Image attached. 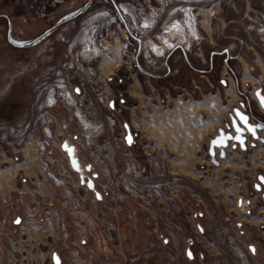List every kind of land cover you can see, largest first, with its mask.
I'll use <instances>...</instances> for the list:
<instances>
[{"label": "rangeland", "instance_id": "obj_1", "mask_svg": "<svg viewBox=\"0 0 264 264\" xmlns=\"http://www.w3.org/2000/svg\"><path fill=\"white\" fill-rule=\"evenodd\" d=\"M174 20L178 21L179 25L171 28ZM92 24H97L100 35L107 39L118 37L119 40L116 47L110 48L93 63L98 67L101 78H111L108 95L113 102L119 124L126 121L134 127L139 126L136 118L138 97L133 93L130 97L128 95L132 90L138 92L139 85L144 91L154 92V89L151 90L153 85L149 83L151 79L147 78L156 77L165 71V63L170 52L175 49L182 50L180 52L185 61L187 58L193 61L194 68L190 66L195 76L205 75L215 87L219 88L228 76L240 80L244 70L250 78L248 87L241 84V89L253 98L255 89L261 88L264 92V33L258 34L255 31V28L264 27V0H0V209L13 195L17 165L20 184L21 181L22 184L27 182L28 187L34 188L39 184L35 186L33 183L39 182L60 193L45 178L42 168L43 153L37 148V133L30 131L32 138L27 140L28 132L21 136L22 131H19L15 124L24 118L26 121H34L47 86L40 83L56 72H59L70 86L86 92L90 90L80 71L75 68L64 69L62 63L69 58L71 43L74 45L72 52L79 50L77 38L81 29ZM126 41L129 44L123 49L121 46ZM173 43L179 46L170 49L169 46ZM112 54L115 58L113 62L109 59ZM33 55L38 57L36 60L39 66L29 65L28 61ZM42 61L43 63H40ZM20 84V90H16L15 87ZM92 109L94 112L99 111L98 108ZM129 109L133 111V121L129 117ZM62 110L64 109L60 106L53 113L56 117L62 114L64 119L65 116H68L67 119L73 118L70 113L65 115ZM104 114L101 110V113L95 115H84L83 126L92 132V119L97 116L103 120ZM195 119L196 122L204 121L201 111H196ZM117 132L118 129L114 134ZM165 134L173 136L176 132L170 129ZM205 134L201 130L195 132L194 147H188L187 143L182 144L180 140L167 139L168 146L164 148L167 159L158 164L159 168H152L146 180L148 184L161 180L169 181L171 173H176L180 178L175 184L166 185L163 197L166 209L162 213L158 212L155 220L150 219L152 224L156 221L160 227L161 219L169 215L176 218L177 226L182 231L180 240L185 234L183 225L192 223L191 211L182 208V204H187L185 200L198 204L203 215H211L209 208L215 203L207 194V190L198 184V179L191 178L193 172H202L210 166L206 162L209 154ZM95 143L98 147L92 146L87 155L94 166L101 170V188H106V191L116 188L111 203H115L113 208L116 205L120 207L117 206L113 213L114 217H117L128 198L131 205L135 204L123 184H115V181L121 180L119 173L123 164L118 155L122 153V147L118 141H108L107 135L98 136L94 139L93 144ZM129 152L134 154L132 147ZM215 159L214 161H217V156ZM211 166L218 168V163L212 161ZM32 172L33 175H29ZM176 189L179 194L177 196L173 195ZM181 194H184L185 199L180 197ZM75 199L73 197V200ZM21 204L19 200V205ZM125 213L129 218L130 213L127 210ZM84 214L85 219L79 221L81 226L74 222L76 231L83 229L86 222L88 226L91 223L88 211L85 210ZM75 217L74 221H78ZM147 218L149 220L148 216ZM113 220L109 216L108 221L114 222ZM114 226L118 235L125 233L127 236L126 239L120 238L121 240L128 238L134 247L139 249L135 229L120 231L116 224ZM89 228L85 231L88 237H105L104 227L98 230ZM107 229L110 233L114 231L112 228ZM147 230L150 238L146 246L141 248L148 251L149 247H155L158 250L160 242L150 235L149 227ZM80 237L81 235L74 241H68L67 253L61 264H72L71 245H79ZM180 240L178 239V244ZM184 244L183 241V247ZM103 245L105 243H102ZM182 245H178L176 249L183 251ZM218 245L219 251L228 255L229 259L225 264H233L228 249L223 244ZM177 250L170 249V252ZM94 251L96 253V250ZM83 253L84 264L95 263V254L87 253L84 249ZM156 257L160 258L157 254ZM176 257L178 258L175 256L174 259L178 263L180 259Z\"/></svg>", "mask_w": 264, "mask_h": 264}, {"label": "crops", "instance_id": "obj_2", "mask_svg": "<svg viewBox=\"0 0 264 264\" xmlns=\"http://www.w3.org/2000/svg\"><path fill=\"white\" fill-rule=\"evenodd\" d=\"M180 51L182 50L175 49L170 52L162 74L146 77L151 79L149 83L153 85L151 90L154 89V92L144 91L139 85L138 92L132 90L128 95L130 97L133 93L138 97L136 118L139 134L133 140L132 149L139 163L145 165L147 157L157 163L167 159L164 148L168 146L166 140L170 138L180 140L182 144L187 143L188 147H194L195 132L199 130L206 133L208 151L210 140L218 134L219 129L225 128L234 108L247 113L253 124L262 125V128L257 130V140L245 134V150L238 145L233 147L232 143L226 148H218L214 157L209 156L206 161L210 166L202 172L196 174L193 172L191 175L194 180L198 179V184L207 190V194L215 203L209 208L212 214L206 215V223L205 215L202 214L198 204L188 200H185L187 204H182V208L190 210L192 216V223H188L189 226L183 225L184 247L182 240L178 244V247L182 245L183 251L179 249L172 251L169 256L160 254L159 259L157 257L146 259L138 252V257L133 259L131 252L136 248L128 238L120 239L114 225L116 224L120 231L135 229L136 242L141 251L150 238L147 219L130 204L129 198L121 206L123 209L119 210L120 214L114 217L113 213L119 205L113 208L115 203H111L110 193L108 192L107 198L99 203L97 196H93L84 188L77 187L76 178L70 173L71 181L75 184V192L86 199L84 208L90 214L91 222L89 226L86 222L83 229L76 231L74 216L77 218L78 213L70 207L73 198L63 200L57 191L39 182L33 183L35 186L39 184L34 188L28 187L27 182L22 184L21 181L20 184L17 165L13 195L0 209V264H47V262L54 264L53 254L57 253L61 259L65 257L68 241H74L77 236L86 234L85 231L89 227L91 228L89 230L103 229V227L114 229L111 233V243L114 247L107 248L106 251L102 249V245L96 247L93 245L94 240L106 244L104 237L99 236L95 239L87 237L88 244L84 246V250L95 254L94 264H225L229 259L228 255L219 251L218 244H220V229L224 225L223 217L227 214H234L242 221L246 231V241L252 243L258 250L251 264H264V199L262 197L264 186H261L260 191L255 188L259 183L258 177L260 175L264 177V111L255 97L241 89V84L248 87L250 76L246 71H242L240 80L232 76L226 77V81L221 82L222 85L218 88L205 75L195 76L193 61L188 58L185 61ZM113 55L109 57L111 62L115 59ZM31 58L28 61L29 65L39 66L36 60L38 57L33 55ZM105 78L110 85L111 78ZM24 82L27 83L25 80ZM21 84L15 89L20 90ZM196 111H201L204 121L196 122ZM132 113L133 111L129 109L131 121L134 115ZM63 127H66L65 132H73V127L67 124L60 114V117L59 115L57 117V132L60 133ZM170 129L176 134L166 135V131ZM200 138L202 139L203 136ZM251 143H254V146H251ZM216 156L215 162L218 163V168L211 166L212 159L216 160ZM61 168L70 172V162L62 163ZM29 169L30 167L27 171ZM238 182H242L245 197L251 208L250 214L247 215L238 212L236 208L238 194L241 191ZM173 192V195H179L177 189ZM180 197L185 199L184 194ZM19 200L22 202L21 205ZM126 210L130 213L129 218L125 213ZM109 216L114 222L108 221ZM17 221H19L18 225ZM75 224L82 225L77 222ZM166 243L170 244V241ZM175 256L180 259L178 263L174 259Z\"/></svg>", "mask_w": 264, "mask_h": 264}, {"label": "built area", "instance_id": "obj_3", "mask_svg": "<svg viewBox=\"0 0 264 264\" xmlns=\"http://www.w3.org/2000/svg\"><path fill=\"white\" fill-rule=\"evenodd\" d=\"M173 23L171 28L179 25L178 21L174 20ZM255 31L258 34L264 33V27L255 28ZM98 34L97 24L83 27L77 38L79 50L72 52L74 45L71 43L69 58L62 63L64 69L75 68L76 71H80L90 90L86 92L82 89H77V87L70 86L68 82L64 81V77L59 72H56L47 80L40 83L47 86H45V92L34 121H26L24 118L17 122L15 127L19 131H22L21 136L28 132L29 135H26L27 140L32 138V132L30 131L34 130V134L37 133L35 135L37 137V148L43 153L42 168L45 171V178L60 191L59 194L63 200L76 198L70 201V207L78 213L77 223L85 219L84 204L86 199L83 195L75 192V184L77 187L84 188L93 196H97V202L99 203H102L107 198L108 192L111 197H114V190H116V188H112L106 191V188H101L99 184L103 176L101 170L99 167L94 166L87 155L92 146L98 147V144H93L94 139L98 136L107 135L108 141H118L122 147V153L118 155V158L123 167L119 173L121 180L120 182L115 181V184H123L131 200L135 202L134 208L147 219V227L151 230L150 235L164 247L160 246L158 250L155 247H149L148 251L147 249H141V251L135 249L131 252V255L133 259L138 257V252L146 259L155 258L156 254L160 256V253L169 256L170 249L177 250L178 239L180 240V234H182V231L177 226V219L171 217V215H169L170 218L167 216L165 219H161L160 227L162 228L159 227V223L156 221L152 224L150 219L154 218L155 220L158 214L156 211L162 213L166 209V205L163 204L166 185H173L180 178L176 173H171L169 181L161 180L160 182L151 184L146 182L151 169L159 168L158 164L162 162L157 163L152 161L150 157H147L146 164L142 165L134 154L129 152L133 146L134 138L139 133V126L134 127L132 123L126 121L119 124L117 115L113 109V102L109 98L110 95H108L110 86H108L106 78H101L98 67H95L93 64L104 53H107L110 48L116 47L119 40L118 37L107 39L103 35L99 34L98 36ZM128 44L129 42L126 41L121 47L126 49ZM177 46L179 45L173 43L169 48L174 49ZM60 106L64 109L62 111L65 115L70 113L73 116L72 119H67L66 117L68 116H65L66 123L73 127V132H65L66 127H63L60 133L56 131L57 117L53 111ZM92 108L95 110L98 108L99 111L94 112ZM101 110L105 112L104 119L102 120L97 116L94 117L91 124L92 132L87 131L83 126L85 122L83 116L90 113L95 115L96 113H101ZM115 128L118 129V132L115 133L116 135L113 132ZM128 137H131V143L127 141ZM69 151L77 165L76 169L71 167L70 172L61 168L62 163L69 162ZM70 173L76 178L75 184L71 181ZM89 183L92 184V187L88 186ZM238 187L241 191L238 194L236 208L242 214H250L251 208L245 197L242 182H238ZM223 223L224 225L220 229L221 236L219 243L228 249V253L233 259V264H251L252 259L258 254V250L252 243L246 241V231L242 221L236 215L231 214L223 217ZM16 224L18 225L19 221ZM103 232L106 244L102 247L106 251L107 248H113L114 244L111 243V233L107 227H105ZM87 237L84 234L78 241L79 245H71L70 258L72 264L85 263L83 249L88 244ZM126 237L125 233L120 235L122 239H126ZM90 238L95 239L92 236ZM166 241H170V244H167ZM93 245L96 247L102 244L94 240ZM57 256L59 264H61L62 259L58 254Z\"/></svg>", "mask_w": 264, "mask_h": 264}, {"label": "water", "instance_id": "obj_4", "mask_svg": "<svg viewBox=\"0 0 264 264\" xmlns=\"http://www.w3.org/2000/svg\"><path fill=\"white\" fill-rule=\"evenodd\" d=\"M254 97L257 100L260 108L264 111V106L261 104V98H264V92L261 88L255 89L254 92ZM259 94V95H258ZM241 117H244L245 120L244 122L241 121ZM246 122V123H245ZM262 125L260 124H253L249 118V115L247 113H244L241 109L239 108H234L232 110V114L230 115V121L226 123L224 129H219L218 134L212 138L209 142V148H208V154L210 157H214L215 155V150L218 148H226L229 143H232L233 147H236L237 145L242 149H246V137L245 134L251 135V137L254 140L258 139V134L257 130L261 129ZM128 141V138H127ZM251 146H254V143H251ZM70 159L69 162L71 164V167L76 169V161L72 157L71 152L69 151ZM213 162L214 159H212ZM258 184H256V189L260 191L261 186H264V177L259 176L258 177ZM89 187H92V184H88ZM263 199H264V194H263ZM59 264V259L57 254H53V263L54 264Z\"/></svg>", "mask_w": 264, "mask_h": 264}, {"label": "snow or ice", "instance_id": "obj_5", "mask_svg": "<svg viewBox=\"0 0 264 264\" xmlns=\"http://www.w3.org/2000/svg\"><path fill=\"white\" fill-rule=\"evenodd\" d=\"M261 104H262V106H264V98H261ZM244 120H245V118L244 117H241V121L244 122ZM128 142L131 143V137H128ZM57 264H58V262H57Z\"/></svg>", "mask_w": 264, "mask_h": 264}, {"label": "trees", "instance_id": "obj_6", "mask_svg": "<svg viewBox=\"0 0 264 264\" xmlns=\"http://www.w3.org/2000/svg\"><path fill=\"white\" fill-rule=\"evenodd\" d=\"M239 91V90H238Z\"/></svg>", "mask_w": 264, "mask_h": 264}]
</instances>
